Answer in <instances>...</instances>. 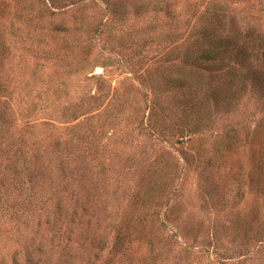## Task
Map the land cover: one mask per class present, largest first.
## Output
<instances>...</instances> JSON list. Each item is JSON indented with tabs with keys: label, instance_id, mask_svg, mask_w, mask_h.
Segmentation results:
<instances>
[{
	"label": "rangeland",
	"instance_id": "374dc122",
	"mask_svg": "<svg viewBox=\"0 0 264 264\" xmlns=\"http://www.w3.org/2000/svg\"><path fill=\"white\" fill-rule=\"evenodd\" d=\"M0 264H264V0H0Z\"/></svg>",
	"mask_w": 264,
	"mask_h": 264
}]
</instances>
